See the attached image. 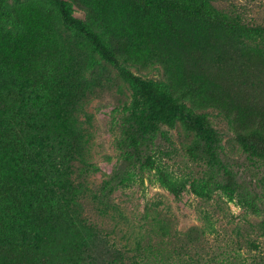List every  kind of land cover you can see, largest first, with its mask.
Masks as SVG:
<instances>
[{
    "label": "trees",
    "instance_id": "16d2710c",
    "mask_svg": "<svg viewBox=\"0 0 264 264\" xmlns=\"http://www.w3.org/2000/svg\"><path fill=\"white\" fill-rule=\"evenodd\" d=\"M70 1L85 20L67 0H0V264H129L117 261L121 253L110 256L84 218L86 187L75 177L91 165L93 115L85 106L96 55L129 84L126 129L136 150L159 132L169 140L163 124L192 133L188 149L206 166L201 176L145 159L164 187L176 197L222 192L263 211L225 164L203 111L218 109L240 150L264 161V25L245 24L213 0ZM136 64L157 65L163 76L136 75L129 69ZM261 186L264 197V177Z\"/></svg>",
    "mask_w": 264,
    "mask_h": 264
},
{
    "label": "rangeland",
    "instance_id": "374dc122",
    "mask_svg": "<svg viewBox=\"0 0 264 264\" xmlns=\"http://www.w3.org/2000/svg\"><path fill=\"white\" fill-rule=\"evenodd\" d=\"M67 1L73 15L85 20L86 11ZM213 4L239 16L245 24L264 25V0H213ZM5 21L8 28L16 29L13 19ZM129 69L144 78L163 76V69L157 65L136 64ZM87 77L94 85L85 106L93 115L92 123L86 124L91 165L75 177L86 187L81 200L83 216L102 232L110 256L122 254L117 261L129 264H264V210L255 213L222 192L203 199L186 190L176 197L146 164L145 159L151 156L178 174L201 176L206 166L188 149L192 133L181 123L176 127L163 124L169 140L159 132L152 144L136 150L132 133L126 129L129 84L100 55L88 65ZM203 112L218 133L225 164L262 207L264 161L240 150L235 130L218 109ZM77 166L82 164L77 162ZM69 237H64L67 246ZM58 254L67 257V253Z\"/></svg>",
    "mask_w": 264,
    "mask_h": 264
}]
</instances>
